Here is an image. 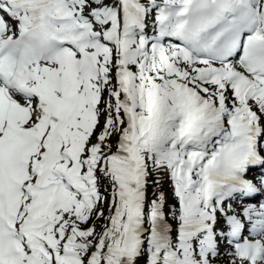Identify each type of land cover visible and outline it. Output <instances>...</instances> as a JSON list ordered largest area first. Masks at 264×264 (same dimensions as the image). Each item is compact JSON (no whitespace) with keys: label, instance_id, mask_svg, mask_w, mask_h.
Masks as SVG:
<instances>
[{"label":"snow or ice","instance_id":"6c2138e0","mask_svg":"<svg viewBox=\"0 0 264 264\" xmlns=\"http://www.w3.org/2000/svg\"><path fill=\"white\" fill-rule=\"evenodd\" d=\"M224 257L264 264V0H0V264Z\"/></svg>","mask_w":264,"mask_h":264},{"label":"rangeland","instance_id":"374dc122","mask_svg":"<svg viewBox=\"0 0 264 264\" xmlns=\"http://www.w3.org/2000/svg\"><path fill=\"white\" fill-rule=\"evenodd\" d=\"M253 176V175H252ZM255 176V175H254ZM162 191H164L167 196H168V199H169V202H171V189H170V186H169V183H168V179H167V176L164 177V182H163V187L161 189ZM153 191L154 189L153 188H149V191H148V194H149V197L151 198L152 195H153ZM235 207L239 208L240 205L239 204H235L234 205ZM226 260L227 258L224 257L222 258L220 261L217 262V264H226Z\"/></svg>","mask_w":264,"mask_h":264}]
</instances>
